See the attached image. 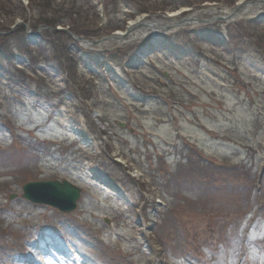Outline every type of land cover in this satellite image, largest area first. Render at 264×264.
<instances>
[{"label":"rangeland","instance_id":"1","mask_svg":"<svg viewBox=\"0 0 264 264\" xmlns=\"http://www.w3.org/2000/svg\"><path fill=\"white\" fill-rule=\"evenodd\" d=\"M243 1L54 0L48 14L100 39ZM30 2L0 0V24L35 23ZM236 22L92 50L0 37V264H264V22ZM54 179L82 188L74 211L22 198Z\"/></svg>","mask_w":264,"mask_h":264},{"label":"water","instance_id":"2","mask_svg":"<svg viewBox=\"0 0 264 264\" xmlns=\"http://www.w3.org/2000/svg\"><path fill=\"white\" fill-rule=\"evenodd\" d=\"M189 20V18L182 19L174 25H170L169 27L167 26L166 29L169 31L170 29L181 26L183 23L189 22ZM20 24L25 26L30 33L34 35L38 34L31 31L30 28H28V25L23 21H17L8 32H0V34H9V32L11 33L14 31ZM62 29L66 31L75 41L87 48H94L97 45L102 44L105 40L118 38V36L112 35L99 40L85 39L81 36H75L71 31L63 27L51 28L53 31ZM119 124L122 127H126V124L124 123L120 122ZM81 191V188L73 185V183L68 180L30 181L23 185V198L33 203L46 204L49 205V207H55L62 212L69 213L76 209L77 201L81 196ZM14 197L15 195H11V199Z\"/></svg>","mask_w":264,"mask_h":264},{"label":"trees","instance_id":"3","mask_svg":"<svg viewBox=\"0 0 264 264\" xmlns=\"http://www.w3.org/2000/svg\"><path fill=\"white\" fill-rule=\"evenodd\" d=\"M53 4H54V0H31L30 4L28 6L30 11L39 12L41 14V16H37L38 20H35V23L33 22V24L30 25V28L35 30V28L37 29V27L39 25H48V26L54 27V26H57V25L61 24L63 26H66V25L69 26L70 29L76 34H79V35H82V36H86V37H95L96 36V33L98 31L91 32V31L84 30V28L75 26L76 23H74V22H73V24H71L70 21H69V23L65 24V22L62 20L63 16H61V17L57 16L59 19L50 16L48 13L51 10H55L56 9V8H54ZM22 9L24 10V13H25L26 12L25 11L26 8L22 7ZM1 10H0V13H1ZM55 11L59 12V10H57V9ZM260 21L264 22V19L260 20ZM9 28H11V27H9ZM9 28L4 27L3 25L0 24V31H7V30H9ZM19 29H20V31H24L25 32V28L20 26V28H18L12 34L16 33ZM45 32L48 33V36L51 37V38L52 37L54 38L55 36H58L59 34H62V35L64 34V32L63 33L62 32H53L52 33L49 30H45ZM0 37H3V36L0 35Z\"/></svg>","mask_w":264,"mask_h":264},{"label":"bare ground","instance_id":"4","mask_svg":"<svg viewBox=\"0 0 264 264\" xmlns=\"http://www.w3.org/2000/svg\"><path fill=\"white\" fill-rule=\"evenodd\" d=\"M143 18V16H141V17H139L137 20H135V21H138V20H141ZM135 21H133L134 23H135ZM130 23H132V22H130ZM146 34H147V32H146ZM118 38H120V36L118 35ZM115 189H118L119 190V188H118V186L117 185H115V184H111Z\"/></svg>","mask_w":264,"mask_h":264}]
</instances>
